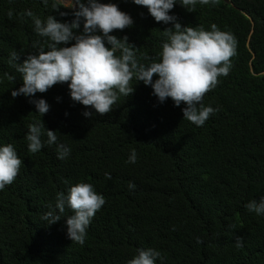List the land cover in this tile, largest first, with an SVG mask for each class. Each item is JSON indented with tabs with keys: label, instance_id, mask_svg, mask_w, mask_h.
<instances>
[{
	"label": "trees",
	"instance_id": "1",
	"mask_svg": "<svg viewBox=\"0 0 264 264\" xmlns=\"http://www.w3.org/2000/svg\"><path fill=\"white\" fill-rule=\"evenodd\" d=\"M101 2L116 3L133 18L131 27L111 34L140 47L141 63L161 58L163 31L172 24L157 23L133 0ZM54 3L0 0V147L12 144L23 161L15 181L0 190V264H128L147 248L161 253L156 264H264V214L246 208L264 197V0L198 2L193 12L177 0L170 12L182 26L210 31L215 23L237 40L229 74L203 97L204 106L217 109L203 126L183 120L185 104L160 103L152 87L135 78L134 93L119 95L104 116L74 102L66 83L12 97L23 82L10 54L18 52L23 62L40 45L48 50V38L24 13L31 10L42 21L49 15L75 19L78 9L59 4L67 13L61 16ZM145 53L151 60L141 58ZM32 99H45L50 110L42 117ZM42 120L57 141L48 145L45 131L44 147L31 153L28 125ZM60 144L71 149L62 160ZM133 150L136 162L129 163ZM80 182L106 200L83 245L67 235L66 220L74 214L67 206L57 223L43 219L55 209L57 194ZM129 182L136 187L130 190ZM239 236L242 248L236 247Z\"/></svg>",
	"mask_w": 264,
	"mask_h": 264
},
{
	"label": "clouds",
	"instance_id": "2",
	"mask_svg": "<svg viewBox=\"0 0 264 264\" xmlns=\"http://www.w3.org/2000/svg\"><path fill=\"white\" fill-rule=\"evenodd\" d=\"M133 2L147 8L157 23L173 25L163 31L166 42L162 45L158 61L141 63L137 55L140 47L129 43L127 36L121 39L111 34L115 30L123 31L134 23L133 18L121 11L116 3L74 0L71 7L78 10L74 12L75 19L70 23L61 22L55 15H49L46 21H42L28 10L24 14L32 18L35 32L48 38V50L40 45L38 54H28L23 62H20L21 55L18 52L10 54L9 64L22 74L23 82L22 87L12 91V97H34L38 92L46 93L53 86L66 83L74 102L104 116L112 112L119 95L128 97L134 93L131 81L135 78L138 82L150 85L160 103L171 98L177 107L185 104L186 107L182 109L183 120L203 126L217 111L211 106H204L203 97L215 88L220 76L229 74L231 58L237 51L236 38L230 32L221 31L215 23L211 25L210 31H206L203 26H182L175 15H170L177 0ZM198 2L207 5L211 0H180L190 12L195 10ZM44 3L47 5L48 0H44ZM62 3L63 0H56L53 4L56 12H59L58 5ZM59 14L67 15L64 12ZM12 15L10 10L9 18ZM82 20L83 29L79 32L77 30L81 28ZM33 46L36 47V43ZM141 58L151 60L146 53ZM154 76H158V79L154 80ZM9 79L14 77L10 76ZM30 103L35 104L42 117L50 110L45 99H32ZM83 115L93 117L94 113L85 111ZM28 129L26 140L31 153H37L44 147L45 142L41 137L45 131L48 145L57 141L56 132L46 129L43 120L29 124ZM57 151L58 158L62 160L70 154L71 149L60 144ZM128 162H136L135 150ZM22 163L12 144L0 147V190L15 181ZM105 175L111 179L110 174ZM135 187L134 183L129 182L130 190ZM105 203V197L98 194L91 183L80 182L72 186L67 195L58 193L55 209L44 214L43 219L48 224L57 223L67 206L74 213L66 220L67 235L73 242L83 245L87 228ZM246 208L258 215L264 214V197L259 201L251 200ZM243 246L244 237H237L236 247ZM158 258L162 259L161 253L153 248L139 249L128 264H156Z\"/></svg>",
	"mask_w": 264,
	"mask_h": 264
},
{
	"label": "rangeland",
	"instance_id": "3",
	"mask_svg": "<svg viewBox=\"0 0 264 264\" xmlns=\"http://www.w3.org/2000/svg\"><path fill=\"white\" fill-rule=\"evenodd\" d=\"M72 3H73V1H71V0H63L62 5L63 6L67 5L68 7H66V8H68V9H75V8L71 7Z\"/></svg>",
	"mask_w": 264,
	"mask_h": 264
}]
</instances>
